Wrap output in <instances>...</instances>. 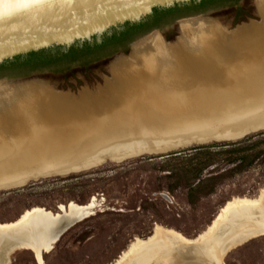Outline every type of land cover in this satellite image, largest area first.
I'll return each mask as SVG.
<instances>
[{"label":"bare ground","instance_id":"obj_1","mask_svg":"<svg viewBox=\"0 0 264 264\" xmlns=\"http://www.w3.org/2000/svg\"><path fill=\"white\" fill-rule=\"evenodd\" d=\"M256 2L262 23L231 33L208 22L185 24L181 40L174 44L154 37L135 51L134 60L124 59L113 67L111 78L94 93L73 97L33 83L0 89V190L49 175L87 170L109 160L120 162L152 151L148 145L158 140L174 141L185 134L208 131H223L230 136L225 138L233 140L264 129V0ZM93 98L99 101L98 111L86 106ZM106 99L112 102L102 103ZM214 140L218 138L210 139ZM71 144L83 147L76 151L70 149ZM26 163L51 168L9 177ZM260 195L257 200L228 202L208 232L195 240L158 231L153 238L130 245L115 264L145 262L157 244L178 241L203 243L202 251L209 259L206 264H223L221 255L229 246L209 239L234 211L262 206L264 192ZM73 207L68 206L66 214ZM64 215L32 209L16 222L0 224V253L13 254L7 243L15 240L41 264V252H49L55 243L50 224L72 222V217ZM237 222L230 231L220 233L221 240L255 220L246 213ZM256 223L263 228L256 234L264 235V216ZM22 231H34L36 241L14 237ZM169 264L182 263L171 260Z\"/></svg>","mask_w":264,"mask_h":264},{"label":"rangeland","instance_id":"obj_2","mask_svg":"<svg viewBox=\"0 0 264 264\" xmlns=\"http://www.w3.org/2000/svg\"><path fill=\"white\" fill-rule=\"evenodd\" d=\"M238 1L171 19L85 66L74 63L63 71L51 68L28 74H0V89L33 83L73 97L94 93L111 78L113 67L121 60H134L135 51L154 37L165 43L181 40L185 24L208 22L231 33L245 25L262 23L256 0ZM111 102L106 99L102 103ZM98 104L93 98L86 106L98 111ZM246 134L235 141H210L167 153L152 150L120 162L109 160L69 175H49L19 188L2 189L0 224L16 222L32 209L72 217L71 223H77L49 252H41V264H115L130 245L151 239L158 231L195 240L208 232L229 203L257 200L264 192V129ZM167 142L170 141L158 140L155 145ZM82 147L71 144L70 149L79 151ZM50 168L49 164L26 163L9 177L34 175ZM71 204L74 207L66 214V205ZM88 205L91 209L75 208ZM246 213L255 222L242 224V231L221 240L220 233L230 231ZM263 216L264 203L257 208L236 210L224 220L209 239L230 247L222 252L223 264H264V235L256 234L263 230L256 223ZM185 245L179 241L159 243L150 251L151 258L134 264H169L172 253ZM0 264L40 263L30 251L20 250L8 255L0 253Z\"/></svg>","mask_w":264,"mask_h":264},{"label":"water","instance_id":"obj_3","mask_svg":"<svg viewBox=\"0 0 264 264\" xmlns=\"http://www.w3.org/2000/svg\"><path fill=\"white\" fill-rule=\"evenodd\" d=\"M200 1L0 0V65L10 62L16 57H24L32 52L55 48L67 51L73 46H82L84 43H100L104 36L110 35L114 30H120L125 24L142 22L152 14L154 9H169L175 6L187 5L191 2L199 3ZM20 4H25L26 6L18 7ZM246 135L231 140L232 138H225L230 136H225L223 131L193 132L185 134L174 141L148 146L150 150H164L162 153H167L211 142L235 141ZM217 138L218 140L207 142L210 139ZM71 173L75 172L71 171L66 175ZM37 180H40V178L31 181ZM50 225V228L53 226L50 234L54 236V242H57L75 223L63 221L60 224L51 223ZM13 235L15 238L25 242L34 243L36 241L34 231H22ZM17 243L15 240L9 241L7 249L12 250V253L27 250L20 248ZM202 248L203 243L200 242L180 246L170 257L174 263L206 264L209 259L207 254L202 251ZM40 257H42L41 254Z\"/></svg>","mask_w":264,"mask_h":264},{"label":"trees","instance_id":"obj_4","mask_svg":"<svg viewBox=\"0 0 264 264\" xmlns=\"http://www.w3.org/2000/svg\"><path fill=\"white\" fill-rule=\"evenodd\" d=\"M238 0H201L199 3L175 6L169 9H154L152 14L137 24H125L120 30H114L110 35L102 38L100 43H84L82 46H73L67 51L59 48L32 52L24 57H16L14 60L0 65V74L21 73L28 74L43 69L65 70L70 64L85 66L90 62L101 60L110 55L119 46H124L134 35L140 31L158 27L168 17L201 12L214 5L234 4Z\"/></svg>","mask_w":264,"mask_h":264},{"label":"flooded vegetation","instance_id":"obj_5","mask_svg":"<svg viewBox=\"0 0 264 264\" xmlns=\"http://www.w3.org/2000/svg\"><path fill=\"white\" fill-rule=\"evenodd\" d=\"M239 2V1H238ZM214 6H218V5H214ZM238 8V7H237ZM238 9H240V8H238ZM194 13H197V12H194ZM184 15H186V14H184ZM179 16H182V15H179ZM179 16H177V17H179ZM177 17H175V18H177ZM235 17H237V13H235ZM171 19H174L173 17H168L167 18V20L165 21V22H167V21H169V20H171ZM164 22V23H165ZM153 28H156V27H153ZM150 29H152V28H150ZM150 29H148V30H150ZM148 30H144V31H140L139 33H137L136 35H134L133 37H136L137 35H140V34H143V33H145L146 31H148ZM129 42V41H128Z\"/></svg>","mask_w":264,"mask_h":264},{"label":"snow or ice","instance_id":"obj_6","mask_svg":"<svg viewBox=\"0 0 264 264\" xmlns=\"http://www.w3.org/2000/svg\"><path fill=\"white\" fill-rule=\"evenodd\" d=\"M25 6H26L25 4L18 5V7H25Z\"/></svg>","mask_w":264,"mask_h":264}]
</instances>
